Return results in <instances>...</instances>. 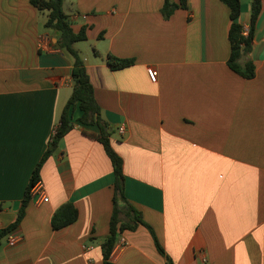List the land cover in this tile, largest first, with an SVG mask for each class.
I'll use <instances>...</instances> for the list:
<instances>
[{"label": "crops", "instance_id": "1", "mask_svg": "<svg viewBox=\"0 0 264 264\" xmlns=\"http://www.w3.org/2000/svg\"><path fill=\"white\" fill-rule=\"evenodd\" d=\"M252 2L241 0L244 29ZM167 3L178 5L169 18ZM63 10L75 33L86 31L74 48L124 161L126 198L166 254L139 224L117 237L127 246L111 264H204L200 253L206 264H264V0L242 60L254 63L252 79L229 66L221 0H64ZM47 20L31 0H0V234L17 222L73 92V59ZM111 56L134 63L114 70ZM82 115L72 109L74 128L42 168L49 201L32 199L1 239L0 264H104L115 175L99 128ZM67 203L78 220L55 230Z\"/></svg>", "mask_w": 264, "mask_h": 264}, {"label": "trees", "instance_id": "2", "mask_svg": "<svg viewBox=\"0 0 264 264\" xmlns=\"http://www.w3.org/2000/svg\"><path fill=\"white\" fill-rule=\"evenodd\" d=\"M230 10L231 26L229 30V41L231 45V54L229 66L232 71L236 72L245 79L255 77V65L251 60H247L242 64L244 57H248L252 52L254 44L255 28L262 12V0H253L250 28L247 36L243 35L244 27L240 24L239 19L242 13L241 0H221ZM187 0H181V6L186 7ZM31 4L39 11L48 12V20L45 25L47 29L58 32V44L60 48L73 59V92L68 100L60 123L54 129V133L48 143V149L37 164L30 183L27 187L22 207L17 222L10 228L4 230L0 234L1 239L14 227L19 225L25 215L26 208L32 201V190L41 182V172L45 162L51 157L54 150L58 147L62 139L74 128L71 122V111L77 105L80 107L83 115L80 122L88 126H97L100 133L95 137L104 147L108 157L111 160L114 175V212L111 219L110 233L103 245L104 264H111L112 255L116 246L117 237L126 229L133 230L139 224L150 229L154 236L155 244L158 251L162 255H166L155 233L150 226L146 225L142 220V216L128 202L125 194L126 177L124 173V161L120 155L114 150L111 142L112 131L110 125L102 118L101 108L96 100L94 87L91 83L90 76L86 69L85 63L74 45L87 40L86 31L75 33L67 19L63 10L64 0H31ZM178 5L167 3L164 8V15L169 18ZM110 66L114 70H120L132 66L134 61L127 59H119L110 57ZM125 214L127 221L121 220V215ZM79 212L72 203L64 204L54 215L52 224L55 230H60L70 226L78 220ZM168 264L173 262L168 258Z\"/></svg>", "mask_w": 264, "mask_h": 264}, {"label": "built area", "instance_id": "3", "mask_svg": "<svg viewBox=\"0 0 264 264\" xmlns=\"http://www.w3.org/2000/svg\"><path fill=\"white\" fill-rule=\"evenodd\" d=\"M249 34V29H244L243 30V35L247 36ZM149 76L151 78V80L153 82H156L157 81V78H158V72L156 69H150L149 70ZM125 128L124 127H120L119 128V132L121 134H124L125 133ZM32 196H33V199H35V197L38 196V199H37V202L38 203H46L49 201L48 197H46V193L44 191V189L42 188L41 186V182H39L35 187L34 189L32 190ZM16 240H14L13 242H15ZM127 246V243L125 240H120L116 243V246H115V249H114V252H113V255L118 253L120 250L124 249L125 247ZM92 249V248H90ZM112 255V256H113ZM200 257L202 259V262L204 264H206L208 262V259L205 255V253H200Z\"/></svg>", "mask_w": 264, "mask_h": 264}]
</instances>
